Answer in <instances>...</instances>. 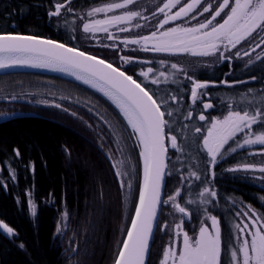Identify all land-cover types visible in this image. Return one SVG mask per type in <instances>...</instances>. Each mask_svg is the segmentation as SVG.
I'll list each match as a JSON object with an SVG mask.
<instances>
[{
  "label": "trees",
  "instance_id": "obj_1",
  "mask_svg": "<svg viewBox=\"0 0 264 264\" xmlns=\"http://www.w3.org/2000/svg\"><path fill=\"white\" fill-rule=\"evenodd\" d=\"M103 1L110 0H70V8L73 12L81 13L85 8ZM163 1L155 0L157 4ZM54 2L55 0H0V32L42 35L97 55L126 71L158 103L165 97L186 99L190 78L211 83L201 90V99L194 104L193 119L197 120L198 113L205 115V120L198 119L199 125L195 126V130L200 128L201 131L180 137V141H188L189 145L184 164L193 166L199 179L194 181L188 176L182 180L174 160L176 149L167 144L168 172L163 201L185 183L194 181L193 185L196 182L188 190H184L178 201L189 215L184 216L173 208L169 219H166L165 211L169 205L162 203L147 264H157L162 248L173 237L172 227L180 218L183 217L187 233L193 236L207 214L219 218L220 264H232L231 250L240 242V231L234 226H241L242 209L246 207L253 208L264 217V184L253 181L245 174L227 171V167L257 162L259 155L251 153L247 146L234 147L230 142L225 145L222 155L218 156L213 165L206 150H203L202 135L214 117L222 119L230 110L250 114L260 110L264 113V53L260 60L251 59V64L239 60H223L216 64L178 71L171 69L172 60L194 58L186 53L172 56L158 52L134 53L133 55L147 58L153 69L148 79H145L140 75L139 64L121 65L108 54L113 51L105 47H87L68 39V29L57 25L49 16ZM161 61H164L163 66ZM160 72H164L165 76H159ZM41 75L64 81L56 75L35 72L7 73L0 77L35 78ZM152 78H158L160 82L153 84ZM68 81L64 82L69 83V87H73L70 85L72 84L80 88L102 105L108 106L114 116L122 118L119 111L100 93L80 83ZM224 81L227 83H222ZM205 103H211L213 107L204 109ZM61 104L60 107L37 104L34 108H24L0 119V219L12 227L15 233L9 236L0 230V264H66L70 259L71 264H82L79 261L82 258L84 264H113L125 236L133 210L126 211L122 189L106 153L116 152L114 141L104 126L98 130V120L86 108H72L74 104L69 102ZM171 104L175 102L172 101ZM64 108L69 109L64 111ZM161 109L168 122V137V133H171L169 116L164 105ZM173 114L179 124L178 113L174 111ZM252 130H264V120H258L252 125ZM245 132L243 135L247 136L248 130L245 129ZM243 135L237 136V139H241ZM136 146L139 159L138 143ZM232 148L236 150L231 151ZM135 178L136 202L138 192ZM201 184L205 185L203 189H209V193H205L203 198L200 196L203 191ZM213 191L216 193L215 197L210 195ZM202 199L206 202L202 203ZM29 200L36 205L35 216L31 213ZM189 200L193 203L189 204ZM132 208L134 209L133 205ZM63 212L67 214L65 236L71 244H75L70 259L69 256L65 259L66 245L61 244L55 236L57 222ZM165 221H168L166 229ZM262 222L264 223V219Z\"/></svg>",
  "mask_w": 264,
  "mask_h": 264
},
{
  "label": "snow or ice",
  "instance_id": "obj_2",
  "mask_svg": "<svg viewBox=\"0 0 264 264\" xmlns=\"http://www.w3.org/2000/svg\"><path fill=\"white\" fill-rule=\"evenodd\" d=\"M133 3H135V0H123V2L96 7L88 12V16H94L96 13H109L116 9H125ZM178 5H181V0H167L162 7L158 8V11L164 15V19L159 21L157 25L158 29L163 28L170 21L188 16L198 6L202 7L200 15L209 13L211 18L194 27H171L159 33L153 31L151 35L139 39H125L122 42L126 45L143 44L141 48L143 51L149 50L147 45L151 43V50L154 52L190 53L197 56H209L219 51L220 45H223L225 51L231 52L242 41L251 38L253 33L257 31L264 32V0H234L233 3H230V0H222L218 7L214 9L212 4L205 5L203 0H190V2L180 6L174 14H170L171 9L176 8ZM63 7L64 5L57 4L55 11L50 12L49 15L58 16ZM225 9H228V11L225 12ZM222 13H224L222 22L214 23L217 17H221ZM137 16H141V13L128 11L122 15L106 16L102 20H92L84 23L83 31L85 33L108 32V26L130 22ZM141 18L146 19V17ZM191 18L196 19V16L193 15ZM135 27L139 28L141 25L136 24ZM120 31H128V29L121 28ZM108 39H113L111 33L108 34ZM261 45H264V35L259 37V42L255 43L250 51L241 53L238 50L234 55L236 58L249 56L250 52H255ZM105 47H108V45H105ZM225 51H220V58L231 60L232 57L226 56ZM121 59L124 63L131 62L129 58L121 57ZM256 59L260 60L261 55H257ZM160 63L163 66L164 61ZM251 63L252 60L250 59L248 64ZM15 65L67 72L77 80L102 91L120 109L129 127L135 133L140 147V158L143 162V182L139 188V201L135 207V214L131 218V226L127 228V236L119 248L114 264H145L146 254L149 251V239L156 221L157 205L171 202L176 211L184 216L189 215L185 207L176 203V198L180 194L179 189L168 200L161 201L160 198V186L166 168L165 127L168 126V122L164 119L165 112L161 111V107L167 102L161 101L158 103L153 95L145 87H142L141 83L103 59L87 55L83 51L66 47L64 44L52 40H41L33 36L0 35V69ZM171 68L180 70L176 64H172ZM152 72L153 69L148 68L147 71H142L140 75L148 79L149 73ZM159 76L164 77L165 73L160 72ZM159 82L158 78L151 79L153 84ZM193 84L192 98L195 102L198 96L197 90L206 88L208 85L195 81ZM171 99L175 102L177 98L172 96ZM55 106L60 107L58 104ZM211 107H213L211 103L204 104V109ZM167 115L171 116L172 112H167ZM191 115L190 112L186 119L191 118ZM199 119L204 121L205 115L201 114ZM258 120H264V113L260 110H257L255 114L230 110L222 120L213 119L207 128V134L203 137V150H206L210 163L215 165L218 156L222 155L221 150L228 144V141L236 133L245 129L248 130L247 136L249 138L243 141V145L256 143L264 145V130L259 134L254 133L252 130V125L256 124ZM195 131L199 133L201 129L196 128ZM167 139L170 141L172 148L177 149V151L181 150L175 136L169 135ZM119 142V137H117V144ZM243 145L237 144V147ZM235 150V148L231 149V151ZM17 155H19L18 152ZM108 158L113 159L111 155ZM124 165V160H113L112 163V167L116 170L115 175L121 179V187H124L123 178L128 175L123 170ZM244 167L249 168L252 166ZM229 170L236 171L237 169ZM258 170L264 173V167H259ZM189 175L199 179L195 172H190ZM12 176L15 179L14 172ZM183 179L184 177H182ZM128 188H131L130 182ZM205 193H209L207 187L200 193L201 198L205 196ZM210 195L215 197L216 193L213 191ZM201 202L205 203L206 201L202 199ZM188 203L191 204L193 201L189 200ZM29 207L32 215L35 216L36 205L31 200H29ZM249 211L256 219L252 220L250 224L244 223L242 228L240 224L234 226L240 231L242 239L238 246L231 250L232 264H264V231H262L264 224H259V221L264 217L259 216L251 208H249ZM64 218H67L66 213ZM208 219L211 220V231L209 228L201 226L199 235L195 239L190 238L186 232H183L181 223L175 224L176 234L179 235L183 232V246L179 250L175 247H166L161 264H169V261H171V264H220L221 236L219 222L215 216H210ZM164 228H167L166 224ZM0 230L9 236L15 234L14 229L3 221H0ZM60 230L58 226L57 232ZM245 230H248L247 235L251 238L250 240L243 238Z\"/></svg>",
  "mask_w": 264,
  "mask_h": 264
},
{
  "label": "rangeland",
  "instance_id": "obj_3",
  "mask_svg": "<svg viewBox=\"0 0 264 264\" xmlns=\"http://www.w3.org/2000/svg\"><path fill=\"white\" fill-rule=\"evenodd\" d=\"M117 2H123V0H110V1L99 2L97 4L85 8L81 13H76L73 12L72 9L70 8V0H66L62 2L55 0L54 8L50 12L55 11L57 4H62L64 5V7L61 9V12L58 16H50V15L49 16L52 18V20L54 19L57 25L68 29L67 30V35L69 36L68 39L72 41L80 42L87 47H105V45H108V47L105 48L109 49L110 51H113L108 53L113 60L118 61L121 65L139 64L140 73L142 71H147L148 68H150L149 60L145 57H141L140 55H133V54L140 52L142 53L154 52L151 50L152 44L149 43L147 45L149 50L143 51L141 50L143 44L126 45L122 41H124L125 39H139L140 37L151 35L153 31H157L159 33L171 27H178V26L194 27L197 26L199 23L204 22L207 19L211 18L209 13H204L203 15H200L199 13L202 12V7L198 6V8L194 9L193 12L189 13L188 16L182 17L181 19L175 21H170L169 24L165 25L163 28L158 29L157 25L159 21L164 19L163 13H160L158 11V8L162 7L163 4L167 2V0H164L160 4H157L155 0H135V3L128 5L127 8L125 9H116L113 12L96 13L94 16H88V12L91 9H94L96 7H103L110 3H117ZM188 2H190V0H181V5H178L176 8L171 9L170 14H174L176 11L179 10L180 6ZM221 2L222 0H203V3L205 5L212 4L213 9L218 7L219 3ZM233 2L234 0H230V3ZM128 11L140 12L141 16L134 17L130 22H124L118 25L108 26V32L97 31V32L85 33L83 31V24L86 22H90L92 20H102L105 19L106 16L122 15L123 13ZM227 11L228 9H225V12ZM193 15H195L196 19L198 20L192 19L191 17ZM141 17H146V19H143ZM223 17H224V13L221 14V17H217L214 23L222 22ZM136 24H140L141 27L139 28L135 27ZM121 28H127L128 31H120ZM109 33L112 34L113 39H108ZM262 35H264V32L257 31L256 33H253V36L251 38H249L246 41H242L241 44L237 45V47L235 49H232L231 52L225 51L223 45H220L219 51H217L213 55L192 56L190 53H186L190 55L192 58H194V60L188 58L187 59L176 58L172 60V64H176L178 66V69H184V70H188L192 67H200L204 65L216 64L223 61L220 58V51H225L226 56L232 57V59L229 61L239 60V61L248 62L250 59H255L257 55H262L264 53V45H261L260 48H257L255 52H250L249 56H243L242 58H236V56L234 55L235 52L238 50L241 51V53H243L244 51H250V48L254 47L255 43L259 42V37ZM158 53H165L169 56L182 54V53H170V52H158ZM121 57L129 58L131 62L124 63ZM172 70L178 71L177 69H172ZM183 75H185V72H183ZM16 78L0 77V119L8 117L24 108H34L37 104L46 105V106H55L58 104L61 106L62 105L61 103L69 102L74 104L72 108L75 107L86 108V110L90 112L98 120V122H96V127L98 128V130L100 129V127L104 126L106 130L110 133L114 141V147L116 149V152L115 153L106 152L108 155H111L113 158L110 161L112 163L113 160L125 161L123 170L127 172L128 175L123 178L124 187H121V179L117 178V180L124 195L126 211L127 212L132 210L134 211L132 205L135 208L134 204L136 205L137 202L139 188H140V181H141L140 165H139L137 146H136L137 144L136 136L134 132L130 129L128 124L126 123L125 119L123 117L122 119V118H117V116H114L113 112L108 106L102 105L96 98L90 96L89 94H85L80 88L72 84L70 85L75 88L69 87L68 85L69 83L64 82V81H68L66 79L59 78L64 80L61 81L42 75L36 76L35 78H30L27 76H19ZM21 78L22 79L30 78V80H21ZM190 79H191L190 80L191 83L189 86V91L186 99L178 98L176 99L175 104H171L172 99H169L167 97H165L162 100L167 102L166 104H163L166 111L172 112V115L169 116V128L171 130V133H168V136L172 135L177 138V144L181 150L177 151L176 149V156H174V160H176L177 162L176 170L182 175V177H184V179L190 176L189 175L190 172H195L197 175V172L193 166L191 165L186 166L184 164V156L189 146L188 141H180V137L195 132V126L199 125L198 119L201 113H198L197 120H194L193 110H194L195 102L201 99L202 89L197 90L198 96L195 102H193V98H192V88L194 86L193 82L195 81L199 83H205L207 85L211 84L208 81L196 80L194 78H190ZM13 97H15V99H13ZM182 106H184L183 109ZM67 109L69 108H64L63 110L65 111ZM174 111L178 113L179 124L176 120V117L173 114ZM190 112L192 114L191 118L186 119V117H188V114ZM213 119H218V118L214 117ZM210 124L211 122L208 124L207 128L210 126ZM207 128L203 131V135H202L203 137L207 134ZM253 132L259 134L261 131H253ZM245 133H246L245 130L236 133V135L232 139H230L228 143L232 142L234 147H237V144L243 145V141L249 138L246 135H243ZM239 135H243V137L241 139H237V136ZM117 137H119V141H120L119 144H117ZM202 141L200 142L202 143ZM168 143H169V147L172 148L169 140L167 144ZM243 146H247L251 153H257L259 155L257 162H244V163L235 164L227 167V171H230L229 169H237L236 171H230V172L245 174L249 176L253 181L259 184H264V173L258 170L259 167H264V162H262L264 161V145L256 143V144H249ZM244 166H252V167L245 168ZM136 169L138 170V174H136ZM7 170L9 171L10 169L7 168ZM115 171L116 170L114 169V172ZM1 173H2V167L0 166V179H2ZM209 174H211V170ZM191 177L194 179V181H196L195 176H191ZM134 178H135V182L137 181V192H138L136 193L137 198L135 197L136 202L134 201V195H135ZM129 182L131 183L130 189L128 188ZM192 183H185L183 186L178 188L180 194L176 198V203H178L179 197L182 196L184 190H188L191 187ZM204 186L205 185L201 184L200 188L203 189ZM176 192L173 195H175ZM166 200H168V197L166 198ZM167 205L169 206L167 207L165 214H166V219H169L172 213L173 206L171 202L167 203ZM249 208L251 207H246L242 209L243 217H242L241 228L243 227L244 223L250 224L252 220L256 219L255 217L252 216V213L249 211ZM251 209L254 210L253 208ZM64 216H65L64 212L60 214L59 221L57 222V227L59 226L61 230L57 232V227H56L55 236L57 237V239L60 241L61 244L66 245V247L64 248L66 250L65 259H67L68 256H69L68 259H70L74 253L75 244H71V242L65 236V231H66L65 225L67 220L64 218ZM210 216H215V215L207 214L203 219V221L199 224L196 234L193 236L189 235L185 230L183 217L180 218L175 224L181 223L183 232H186L190 238L195 239L199 235V229L201 226H205L209 228V230L211 231L212 228L211 220L208 219V217ZM215 217L219 222V218L217 216ZM262 220L259 221V224H264ZM0 221L3 220L0 219ZM165 224L168 226V221H165L164 225ZM175 224L172 227L173 237L162 248V252L160 253L157 264H161V260L163 258V252L166 247H175L177 248V250H179V248L183 246V232L177 235L175 232ZM259 224L257 225L258 227ZM219 227H220V222H219ZM247 231L248 230H245V232L243 233V238L248 237L249 239H251L247 235ZM262 231H264V229H262ZM220 236H221V227H220ZM239 236L241 242L242 239L241 233ZM79 261L82 264H84L83 258L80 259ZM66 264H71V259L68 260ZM169 264H171V261H169Z\"/></svg>",
  "mask_w": 264,
  "mask_h": 264
},
{
  "label": "water",
  "instance_id": "obj_4",
  "mask_svg": "<svg viewBox=\"0 0 264 264\" xmlns=\"http://www.w3.org/2000/svg\"><path fill=\"white\" fill-rule=\"evenodd\" d=\"M3 34H7V35H20V36H33V37H36L37 39H41V40H52V41H55L57 43H62L64 44L66 47H70V48H75L77 49L78 51H83L85 52L87 55H92V56H95L99 59H103L97 55H94L90 52H87V51H84L80 48H77V47H74L72 45H69L65 42H62L60 40H57V39H52V38H49V37H45V36H42V35H37V34H31V33H22V32H0V35H3ZM105 62L107 63H111L105 59H103ZM112 64V63H111ZM113 67H116L118 68L120 71H124L122 68L112 64ZM18 72H35V73H45V74H51V75H56V76H59L61 78H65V79H68V80H71L73 82H77V83H80L86 87H90L91 89L95 90L96 92L100 93L103 97H105L111 105H113L118 111L119 113L122 115V117L124 118L123 114L121 113L120 109L117 107V105L108 97L106 96L102 91H99L97 88H94L92 86H90L89 84H85L83 81L81 80H77L74 76L70 75L69 73L67 72H60V71H54V70H51L49 68H33V67H29L27 65H15V66H12V67H8V68H4V69H0V75H3V74H7V73H18ZM126 75H129L126 71H124ZM131 76V75H129ZM134 79V78H133ZM138 82V81H137ZM139 83V82H138ZM142 87H144L142 85ZM146 89V88H145ZM147 90V89H146ZM148 91V90H147ZM150 93V92H149ZM151 94V93H150ZM155 99V98H154ZM162 111V109H161ZM125 119V118H124ZM165 119V118H164ZM126 123H127V120L125 119ZM128 124V123H127ZM129 126V125H128ZM131 129V128H130ZM132 130V129H131ZM133 131V130H132ZM135 134V133H134ZM136 136V135H135ZM137 140V138H136ZM138 143V141H137ZM165 147L167 149V152H166V156H165V165H166V168H165V172H164V175H163V179H162V182H161V186H160V198H161V201H163V197H164V191H165V183H166V177H167V172H168V146H167V133H166V127H165ZM139 148V159H140V176H141V181H140V185L142 184L143 182V162L140 158V147L138 146ZM139 201V193H138V198H137V202L136 204L138 203ZM136 207V205H135ZM161 207H162V203L158 204L157 205V216H156V221L154 223V227H153V232L151 234V237L149 239V251L148 253L146 254V258H145V264H147L148 262V257H149V253H150V249H151V245H152V241H153V237H154V233H155V229H156V225H157V222H158V218H159V215H160V211H161ZM135 214V208H134V211H133V214L132 216ZM132 218V217H131ZM131 226V220L129 222V225L128 227ZM127 227V228H128ZM127 236V230H126V233H125V236L123 238V240L126 238ZM123 240L121 241V244H120V247L122 246V243H123ZM119 247V248H120ZM119 251V249H118ZM118 251H117V254L116 256L118 255ZM116 259V258H115ZM115 261V260H114ZM114 264V263H113Z\"/></svg>",
  "mask_w": 264,
  "mask_h": 264
}]
</instances>
